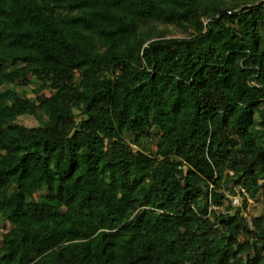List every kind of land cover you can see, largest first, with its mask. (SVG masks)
<instances>
[{"label":"trees","instance_id":"obj_1","mask_svg":"<svg viewBox=\"0 0 264 264\" xmlns=\"http://www.w3.org/2000/svg\"><path fill=\"white\" fill-rule=\"evenodd\" d=\"M237 186L264 200V0H0V264H264V212L210 211Z\"/></svg>","mask_w":264,"mask_h":264},{"label":"rangeland","instance_id":"obj_2","mask_svg":"<svg viewBox=\"0 0 264 264\" xmlns=\"http://www.w3.org/2000/svg\"><path fill=\"white\" fill-rule=\"evenodd\" d=\"M173 29V33L176 36H181L182 33L180 31H178V29L172 27ZM32 82H20L17 86H15L17 92L19 94H23L24 92H26L27 94H29L30 96L34 95L33 92V88L37 87V84H31ZM20 123H23L25 125L28 126H35L39 124V121L37 118L32 117V116H27V117H21L19 119ZM40 198V196H38ZM249 211L250 213L253 214V216L255 215H259L260 213L264 212V200H260V201H256L255 199L252 198V202H249Z\"/></svg>","mask_w":264,"mask_h":264},{"label":"built area","instance_id":"obj_3","mask_svg":"<svg viewBox=\"0 0 264 264\" xmlns=\"http://www.w3.org/2000/svg\"><path fill=\"white\" fill-rule=\"evenodd\" d=\"M227 196L230 198L231 203L227 207H223L219 204H212L210 207L211 210H221L225 213H232L238 208H243L244 202L247 201L252 202V198L250 197L248 191L243 186H237L233 189L232 192L230 190L226 191ZM248 224L251 228H254L253 226V220L250 215L246 213Z\"/></svg>","mask_w":264,"mask_h":264}]
</instances>
